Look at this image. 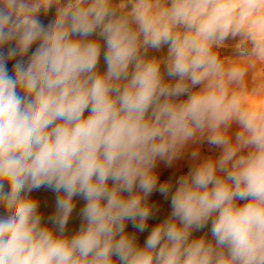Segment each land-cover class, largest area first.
I'll use <instances>...</instances> for the list:
<instances>
[{
	"label": "clouds",
	"instance_id": "obj_1",
	"mask_svg": "<svg viewBox=\"0 0 264 264\" xmlns=\"http://www.w3.org/2000/svg\"><path fill=\"white\" fill-rule=\"evenodd\" d=\"M0 210V264H264V0H0Z\"/></svg>",
	"mask_w": 264,
	"mask_h": 264
},
{
	"label": "rangeland",
	"instance_id": "obj_2",
	"mask_svg": "<svg viewBox=\"0 0 264 264\" xmlns=\"http://www.w3.org/2000/svg\"><path fill=\"white\" fill-rule=\"evenodd\" d=\"M54 17V9L49 12V14L45 17L43 14L40 15V19L47 24L50 22ZM228 46L221 48L220 53L222 57H228L232 58L238 55V51L232 46L233 42H227ZM35 47V46H34ZM166 47L161 50V52H155L154 50L149 51L150 56H161L166 54ZM235 127V126H234ZM199 149L201 155L204 156H213V155H218L219 150L216 149L214 146H210L207 143H197V144H192L190 147H188L182 156L176 160L171 167H168L165 165L163 161H158L157 166H156V171L159 174V182L163 183L167 181L170 177L173 176H180L182 174L187 173L190 163H191V153L195 150ZM172 173V174H171ZM159 187V184H158ZM174 191V187H173ZM171 194H169L170 196ZM160 197L163 200V203L154 208V211L156 212V215L153 217L154 219H165L167 216L170 214L171 211V206H170V198L166 200L160 193L154 192L150 197H149V203L153 204L152 199ZM151 198V199H150ZM162 215V216H161ZM210 223L208 226H206L204 229L199 231L197 234L193 233V237L198 238L201 235H208V238L211 239V234H210ZM133 229V228H132Z\"/></svg>",
	"mask_w": 264,
	"mask_h": 264
},
{
	"label": "bare ground",
	"instance_id": "obj_3",
	"mask_svg": "<svg viewBox=\"0 0 264 264\" xmlns=\"http://www.w3.org/2000/svg\"><path fill=\"white\" fill-rule=\"evenodd\" d=\"M15 63V61H9L8 63V68L11 70L12 65ZM105 65L103 63V57H101V61H100V70L104 71L105 70ZM87 114V113H86ZM172 174V173H171ZM159 193V192H158ZM31 196L33 198H36L39 201V211L41 212L45 222H47V218L54 214L55 212V200H56V194L53 193L51 190L46 189V188H41L39 190H34L33 193H31ZM76 200V206L74 208V211L70 217L69 223L67 225V232L69 234H73L75 233V231L78 230L80 223H81V219H80V210L84 205V201L77 197L74 198ZM151 199V198H150ZM153 201V205L155 207L160 206L163 203L162 198L160 197H156L152 199ZM154 207V208H155ZM0 214H2V210H0ZM162 216V215H161ZM163 219H154V218H150L149 221L147 222V231L140 233L137 232L131 225V223H129L126 227V231L136 235L137 237V241L138 243L143 246L147 236L149 235L151 229L158 224L159 222H161ZM133 228V229H132ZM196 233V232H194ZM198 233V232H197ZM196 233V234H197ZM199 234V233H198Z\"/></svg>",
	"mask_w": 264,
	"mask_h": 264
}]
</instances>
